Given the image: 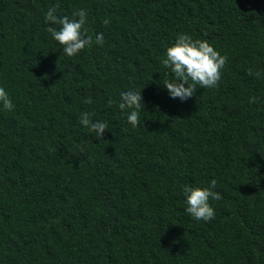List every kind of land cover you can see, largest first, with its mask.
<instances>
[{
  "label": "trees",
  "instance_id": "1",
  "mask_svg": "<svg viewBox=\"0 0 264 264\" xmlns=\"http://www.w3.org/2000/svg\"><path fill=\"white\" fill-rule=\"evenodd\" d=\"M51 7L86 10L93 45L66 56ZM181 33L227 57L185 101L162 63ZM0 87V264H264V0H0ZM213 179L215 219H192L184 187Z\"/></svg>",
  "mask_w": 264,
  "mask_h": 264
},
{
  "label": "clouds",
  "instance_id": "2",
  "mask_svg": "<svg viewBox=\"0 0 264 264\" xmlns=\"http://www.w3.org/2000/svg\"><path fill=\"white\" fill-rule=\"evenodd\" d=\"M56 11V7H51L45 15V22L60 26L59 29L49 26L47 31L62 46L66 56L75 57L86 47L93 45L92 37L86 35L87 30L84 28L87 22L86 10L80 9L73 12V18L71 19L68 16L58 17L55 14ZM103 23L108 25L110 20L105 19ZM95 43L100 46L103 45L104 36L102 33L96 35ZM162 63L174 77L172 80H165L164 82L170 97L185 101L195 94L198 89L197 86L203 89L218 87L221 80V70L227 63V57L221 55L206 40H193L190 35L181 33L177 36L175 44L166 50V59ZM256 75H259V73ZM120 100L119 108L121 110H131L127 116L128 122L133 127L138 126L142 122L139 109L144 105L141 91L121 92ZM255 100V97H251L249 102L253 103ZM83 102L91 104L92 100L88 97ZM0 104L9 111L14 108L9 95L2 87H0ZM111 104L112 101L109 100L108 106H111ZM91 116V113L84 112L81 114L79 122L103 140V133L108 129V125L105 122L93 121ZM216 187L217 181L214 179L206 188L184 187L183 192L187 204L186 212L192 219L205 222L215 219V210L209 201L222 199V194L215 191Z\"/></svg>",
  "mask_w": 264,
  "mask_h": 264
}]
</instances>
